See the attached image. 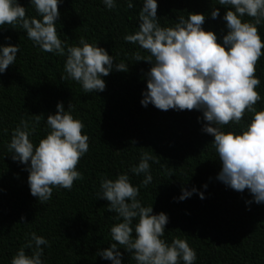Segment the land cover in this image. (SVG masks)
Masks as SVG:
<instances>
[{
    "label": "trees",
    "instance_id": "trees-1",
    "mask_svg": "<svg viewBox=\"0 0 264 264\" xmlns=\"http://www.w3.org/2000/svg\"><path fill=\"white\" fill-rule=\"evenodd\" d=\"M143 2L132 0L134 7L129 9L127 0H115L111 10L103 0H63L59 4L56 29L66 48L80 46L84 38L106 49L114 65L123 62L128 67L127 72L113 67L102 77L106 83L103 92L88 93L79 82L62 79L66 77V55L34 46L19 25L5 24L0 29V44L20 47L14 65L0 74V264H10L33 232L49 242L41 246L43 264H112L96 253L116 243L110 229L123 220L108 210V201L98 197L101 180H115L120 174L128 175L130 183L139 188L137 200L142 206L168 216L161 239L168 244L176 238L187 240L196 252L194 264H264V204H247L253 200L247 189L237 192L217 179L222 164L212 144L214 137L202 131L203 114L141 105L152 65L138 62L135 55L147 60L150 53L124 37L139 30ZM18 3L26 8L27 17L42 19L30 0ZM157 3L162 27L174 26L180 17L187 19L188 13H201L206 15L205 31L215 32L221 41L226 34L223 16L230 6L220 5L219 0ZM213 8L220 12L215 20L211 19ZM242 21L252 22L253 18L245 15ZM258 28L264 40V21ZM256 76L261 81L256 89L261 100L255 107L260 111L264 110V56L256 66ZM61 102L65 111L71 104L70 114L84 124L89 150L76 169L83 178L70 191L53 188L52 197L40 202L30 193L27 166L13 161L8 145L21 120L28 123L30 141L38 145L50 130L47 116L55 114ZM35 115H40L38 123ZM251 117L252 113L245 112L240 124L229 123L220 126L221 130L240 134ZM145 153L152 157L148 161L152 180L147 186L142 183L146 173L131 171ZM193 188L196 193L179 200L182 189L191 192ZM136 223L138 218L132 221L133 238ZM35 247L32 242V248H25L26 255L31 256ZM117 247L122 264H137L124 246Z\"/></svg>",
    "mask_w": 264,
    "mask_h": 264
},
{
    "label": "clouds",
    "instance_id": "clouds-1",
    "mask_svg": "<svg viewBox=\"0 0 264 264\" xmlns=\"http://www.w3.org/2000/svg\"><path fill=\"white\" fill-rule=\"evenodd\" d=\"M63 0H30L42 19L29 18L26 8L18 0H0V29L5 24L17 25L26 31L27 38L34 46L47 53L66 55L64 70L66 77L79 82L85 92H103L105 80L115 67L116 71L127 72L123 63L114 65V58L107 50L89 44L84 38L80 46H67L61 41L56 29L60 18L59 4ZM109 9L116 7L115 0H103ZM222 6H230L225 11L223 21L226 34L222 41L215 32L205 31L203 25L206 15L188 13L187 19L180 17L172 27H162L157 16V0H144L139 11V27L134 34L125 35L126 42L138 44L150 53L145 60L139 53L135 59L146 61L152 66L147 76V90L142 93L141 105H154L162 111H199L204 122L202 131L214 137L212 142L222 164L217 179L229 188L250 192L255 202L264 204V110L257 111L255 105L261 100L256 89L260 79L256 76V66L264 56V40L258 25L264 21V0H219ZM129 9L134 7L127 0ZM253 18L243 22L242 17ZM220 16L219 8L211 10V19ZM10 40V37L7 38ZM66 48V51H65ZM19 45L0 44V74L14 65ZM154 58V61L153 59ZM71 104L65 111L63 103H58L56 113L49 114L46 123L50 129L38 145L30 141L28 123L21 120L14 130L8 145L13 152V161L27 167L28 185L33 197L40 202L52 197L53 188L71 190L74 182L83 178L77 171L81 158L89 150V137L83 134L84 124L71 113ZM245 112L252 113L250 122L240 134L224 132L220 126L229 123L240 124ZM37 123L40 115H35ZM198 122L201 117H198ZM132 143L135 144L133 141ZM152 157L147 153L140 158L138 166L131 169L135 174L146 173L143 185L147 186L152 176L148 163ZM30 162V164H29ZM98 199L109 202L108 210L118 214L123 222L110 229L112 243L110 248L98 251L96 255L112 264H122V253L117 244L124 246L137 264H194L197 256L187 240L176 238L171 244L161 237L165 234L168 216L160 212L153 214V207L141 205L137 196L139 188L134 187L128 175L120 174L115 180L102 179ZM207 188V185H204ZM182 189L179 200L196 193ZM204 199L203 193H199ZM138 218L133 238V219ZM24 218L21 217V222ZM12 257L10 264H43L42 245L49 242L36 233ZM35 250L26 255L25 248Z\"/></svg>",
    "mask_w": 264,
    "mask_h": 264
}]
</instances>
